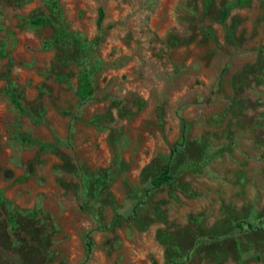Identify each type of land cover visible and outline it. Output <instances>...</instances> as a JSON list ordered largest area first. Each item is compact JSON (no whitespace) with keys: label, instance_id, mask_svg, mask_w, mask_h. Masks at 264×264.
I'll use <instances>...</instances> for the list:
<instances>
[{"label":"rangeland","instance_id":"obj_1","mask_svg":"<svg viewBox=\"0 0 264 264\" xmlns=\"http://www.w3.org/2000/svg\"><path fill=\"white\" fill-rule=\"evenodd\" d=\"M57 3L0 0V264H264V0Z\"/></svg>","mask_w":264,"mask_h":264},{"label":"trees","instance_id":"obj_2","mask_svg":"<svg viewBox=\"0 0 264 264\" xmlns=\"http://www.w3.org/2000/svg\"><path fill=\"white\" fill-rule=\"evenodd\" d=\"M48 3L50 5V8L54 10L53 15L51 16H39L32 18L30 20V23L33 26H39L46 23H49L54 28V37L51 40L50 44H53L58 47L63 48H69L74 46L77 41L78 37L72 34L66 27H64L63 23L57 22L58 18L56 15V10L58 9L59 5L57 3V0H48ZM104 17L103 9L100 7L98 8V14L96 19V27L97 29H101V23ZM93 93V88L91 85L87 82V80L80 82L78 85V88L76 89V96L78 97V100L83 103L85 102ZM5 94L12 105V107L15 109L17 113V119H21L24 116L30 115V110L23 105L21 100L19 99L17 93L10 87H7L5 89ZM19 139L21 142L28 146H36L39 149L46 151L54 148V143L49 141H43L41 139H38L34 136H32L30 133H28L25 130H19ZM171 180L170 170H169V164L166 163L161 167L160 174L152 179V186L158 187L166 182H169ZM10 223L15 224V217L14 215H11L9 217Z\"/></svg>","mask_w":264,"mask_h":264}]
</instances>
